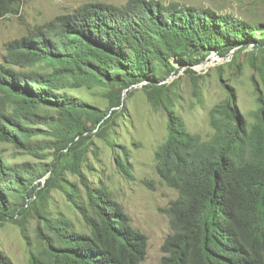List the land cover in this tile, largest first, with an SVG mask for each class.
<instances>
[{
  "label": "trees",
  "instance_id": "1",
  "mask_svg": "<svg viewBox=\"0 0 264 264\" xmlns=\"http://www.w3.org/2000/svg\"><path fill=\"white\" fill-rule=\"evenodd\" d=\"M21 3L0 0V19L18 14ZM251 46L254 120H244L233 88L226 86L224 103L210 112L214 138L201 142L187 130L176 109L174 82H167L179 73L176 63L196 74L193 67L212 53L226 57ZM144 82L152 105L167 115L156 171L178 192L166 209L172 231L162 245V264H264V29L231 14L175 3H88L6 44L0 141L37 154L38 138L45 136L44 149L54 150V158L42 166H19L0 155V220L19 225L28 239L27 224L36 219L42 249L30 252V264L143 263L147 235L134 227L122 203L85 182L82 165L91 168L88 156H98L96 138L112 148L111 127L124 115V99ZM83 88L103 89L108 108L71 92ZM123 154L128 156L126 148ZM117 162L128 173L131 164ZM68 172L79 177L83 190ZM55 190L87 230L63 212L47 210ZM0 264L13 263L0 251Z\"/></svg>",
  "mask_w": 264,
  "mask_h": 264
},
{
  "label": "rangeland",
  "instance_id": "2",
  "mask_svg": "<svg viewBox=\"0 0 264 264\" xmlns=\"http://www.w3.org/2000/svg\"><path fill=\"white\" fill-rule=\"evenodd\" d=\"M129 0H22L18 14L0 19V60L5 54L9 41L21 38L37 26L49 23L57 17L72 13L88 3H106L121 6ZM164 4H179L198 10H212L217 14H231L255 25L263 32L264 0H157ZM256 34H260L256 32ZM255 47L236 48L226 57L212 53L201 64L193 67L201 75L196 85L193 83L196 74L188 73L186 67H180L177 76L172 75L168 83L176 93V109L183 118L187 130L196 135L201 142H210L215 135L211 122V110L224 103L226 86H231L235 93L236 103L244 120L252 122L257 109L252 77L255 70L251 65ZM261 54L257 55L259 57ZM255 57V56H254ZM144 83L136 84L132 94L124 99L123 116L118 117L111 127L112 148L105 141L95 139L93 148L98 156L90 154L88 168L82 165L85 182L102 188L114 199L123 204L131 215L133 225L149 239L146 260L141 264H162V245L171 233L170 217L166 209L178 198V192L169 187L156 171V152L167 135V115L160 106L152 105L149 95L143 88ZM103 89H72L74 96L79 97L91 106L105 110L109 100L103 95ZM40 141L36 153L17 149L10 143L0 141V155L10 164L19 166H42L51 162L54 150L44 149L49 139L45 136ZM128 156L124 155V149ZM47 157L42 159L41 156ZM117 158L124 164H131L126 173ZM70 180L78 181L79 177L68 172ZM45 179V178H44ZM43 179V180H44ZM47 210L63 212L72 219L75 226L87 230L82 217L75 212L66 197L60 191H52ZM37 222L33 218L27 224L25 237L19 225L0 220V251L7 261L13 264H30V252L38 253L42 246L36 232Z\"/></svg>",
  "mask_w": 264,
  "mask_h": 264
}]
</instances>
